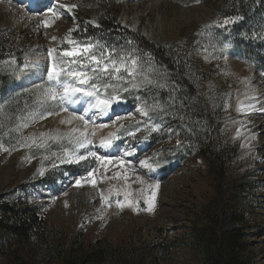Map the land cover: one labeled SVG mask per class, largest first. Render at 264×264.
<instances>
[{"label":"rangeland","instance_id":"1","mask_svg":"<svg viewBox=\"0 0 264 264\" xmlns=\"http://www.w3.org/2000/svg\"><path fill=\"white\" fill-rule=\"evenodd\" d=\"M227 1L120 0L114 3L120 26L157 45L174 48L178 57L184 60L183 77L193 83L196 92L193 102L199 110L207 109L214 114L217 121L216 133L212 137L199 139L198 135L203 133L204 128L188 112L191 105L179 101L173 90L172 84L177 74L153 61L150 69L148 64L144 65V69L154 84L122 92V102L115 106V112L105 116L95 109L81 111L78 105L87 97H80V102L71 106V110L91 121L96 115L100 117V120L89 125L90 132L95 128L92 139L96 143L109 133L116 132L120 124L126 126L120 129V139L114 141L112 149L94 150L104 155H120L123 151L135 149V154L126 159L131 160L137 172L150 183H159L151 213L142 210L133 212L128 207L116 209L114 201L117 197L113 196V206L105 216L107 223L101 227L102 222L95 219L98 214L96 210L100 208L99 193L88 185L73 187L75 179L84 175L88 167H95V162L92 161L91 165L87 162L69 165L60 164L57 160V167L53 168L51 162L43 161L46 171L44 176H40L38 169L42 166V158L50 155L43 149H21L11 151V154L0 150L1 199L36 208L48 225L64 229L67 240L79 238L88 244L104 238L108 244L120 249H127L131 243L154 245L165 240H176L180 244L172 249L169 256H157L165 264H198V256L189 245V225L202 206L213 196H218L213 188L214 178L198 154L204 141L203 146L212 144L217 149L227 151L224 173L228 185L221 198L229 195L234 183L250 181V192L242 205L248 223L245 229L247 252L250 264H264V151L258 146L261 135L255 133L257 121L264 118V112L255 111L241 116L234 108L237 101L243 100L246 95L259 96L258 92L264 90V71L242 55L237 46L239 41L235 40L233 34L217 28L221 18L216 8ZM30 2L0 0V33L6 39V53H10L9 57L0 59V76L10 79L0 92V108L13 103L7 113L13 117L32 111L35 107L33 101L38 98L42 88L48 86V50L68 48L65 37L69 29H77L81 21H91L106 7L96 0H34L32 6ZM73 4L77 8L72 10V14L67 12L66 7L61 8V5L70 7ZM48 8L61 13L59 18L53 17ZM133 25L137 26L136 30L132 29ZM72 39L80 43L92 42L84 38ZM224 45L228 47L224 48ZM0 57H3L1 52ZM145 59H148V55H145ZM233 60L240 63L242 70L235 68ZM142 79L143 76H138L137 82ZM226 104L229 105L227 109ZM151 105L159 107L155 111L149 110L148 116H142L137 111L139 107ZM55 111L59 114L43 120L37 118L35 123L23 130L24 134L68 132L71 126L60 123L61 119L68 118V113L60 112L59 108ZM117 115L128 118L113 126L111 121ZM233 120L244 124L239 137L236 129L240 124H234ZM135 121H141L139 126L142 129L147 123L158 125L159 130L151 133L147 140L143 139L147 135L144 131L138 132L135 137L129 136L127 132L137 127ZM16 123L15 119L5 120V130ZM100 124L107 127H95ZM73 126L83 128L81 121H73ZM151 136L163 137V140L153 143ZM0 137L3 144H8L4 146L11 150L16 134H13V138L6 135ZM51 150L60 149L53 145ZM146 158H150L154 171L139 166V161ZM117 170V167L109 166L107 175L112 176ZM100 179L98 175L97 180ZM122 183L105 180L99 187L106 191L110 185L119 188ZM140 187L139 184H132V190ZM65 202L68 207H65ZM140 207H144L142 201ZM12 250L11 247L3 251L0 264H16L17 254L32 264H47L42 259L43 254L37 250H24L16 255Z\"/></svg>","mask_w":264,"mask_h":264},{"label":"trees","instance_id":"2","mask_svg":"<svg viewBox=\"0 0 264 264\" xmlns=\"http://www.w3.org/2000/svg\"><path fill=\"white\" fill-rule=\"evenodd\" d=\"M96 1L106 6L91 20H95L99 27L81 21L72 37L92 42L99 40L109 46L117 44V47L129 50L132 47L146 55L150 54L154 63L177 74L174 77L175 83L172 84L173 90L179 101L191 105L188 112H191L192 118H197L204 128L203 133L198 135L199 139L212 137L216 133L217 121L214 114L207 109L199 110L193 102L196 92L193 83L183 77L184 60L178 57L176 50L157 45L146 37L120 26L117 20L118 11L114 7V3L120 0ZM216 9L221 18L217 28L221 32L233 34L235 40L239 41L237 46L242 55L264 71V0H228ZM226 18L229 20L227 24L224 23ZM1 34L0 52L3 57L0 59H3L9 57L10 53H6V39ZM128 40L133 41L131 46L126 45ZM21 59L22 54L18 57L19 61ZM9 82V78L0 76V92ZM11 104L13 103L3 107L5 113L9 112ZM3 135V132H0V136ZM159 139L163 140V137L151 136L150 141L154 143ZM203 143L198 154L204 159L208 173L214 178L213 188L218 196H213L204 204L189 225V245L198 256V264H250L245 231L248 223L242 207L246 194L250 192V181L234 183L232 189L230 187L229 195L221 198L225 186L228 185L224 173L227 151L217 149L212 144L203 146ZM4 145L8 146L7 143ZM0 236V255L11 247L15 255L23 253L24 250H37L43 254L42 259L47 261V264H165L157 254L167 257L172 249L180 244V241L165 240L154 245L131 243L127 249H120L108 244L104 238H98L88 244L79 238L67 240L64 229L48 225L36 208L22 202L5 201L1 197ZM16 260V264H32L19 254L16 255Z\"/></svg>","mask_w":264,"mask_h":264},{"label":"snow or ice","instance_id":"3","mask_svg":"<svg viewBox=\"0 0 264 264\" xmlns=\"http://www.w3.org/2000/svg\"><path fill=\"white\" fill-rule=\"evenodd\" d=\"M65 7L67 12L72 14V10L77 8V5L73 4L70 7L61 5V8ZM47 11L56 18H59L61 14L52 8H48ZM89 22L93 26L99 27L95 20ZM224 23H229V20L226 18ZM45 26L49 25L45 24ZM78 28L79 25H77ZM77 29H69L65 37V42L69 45L68 48L59 51L57 49L48 50L49 63L46 67L48 86L42 88L38 98L33 101L34 109L23 115L13 117L5 113L3 108H0V132L9 138H13V134H16L15 144L11 150L4 146L3 139L0 137V150L9 152V154L11 151L21 149H43L50 152V155H44L42 158V166L38 169L40 176H44L46 171L43 167V161L51 162L53 168L57 167L55 163L57 160L60 164L69 165H80L83 162L91 165V162L94 161L95 167H88L84 175L75 179L73 187L82 188L88 185L99 193L100 208L96 210L98 214L95 219L101 221V227H103L107 223L105 218L107 210L113 206V196L117 197L114 201L116 209L123 210L128 207L133 212L142 210L151 213L155 207L159 183H150L145 176L137 172L134 163L126 159V157L135 154L134 148L123 151L120 155H104L94 150L104 149L107 151L112 149L114 141L120 139L118 135L120 129L126 127L124 124H120L116 132L109 133L108 136L101 138L96 143L92 139V136L95 135V128L91 132L89 131V125L94 124V121L71 110V106L79 103L80 97H87L89 98V108L95 109L101 115L107 116L109 113L115 112V106L122 102V92L154 84L144 69L145 64L149 65V69L151 68L152 60L150 54H147L148 59H145L146 54L140 53L138 49L129 50L125 47L118 49L115 46H109L107 43H101L99 40L95 43H80L72 39V33ZM132 44V40L126 42L127 46ZM227 47L228 45H224V48ZM138 76H143L139 82H137ZM158 107V105L142 106L137 111L142 116H148L149 110L155 111ZM227 107L229 105L226 104L225 108L227 109ZM56 108H59L60 112L68 113L67 119L60 120L61 124L71 126L68 132L42 131L38 135L24 134L23 130L35 123L37 118L43 120L48 116L58 115L59 113L55 111ZM235 111L241 116L250 115L255 111L264 112V104L257 96L246 95L243 100L237 101ZM127 118L117 115L111 123L115 126L118 121ZM12 119H15L17 123L4 132L5 120L11 121ZM73 121H81L83 128L73 126ZM232 122L240 124V127L236 129V135L239 137L241 135L240 128H243L244 124L242 121L233 120ZM135 124L137 125L135 130L128 131L127 135L135 137L138 132L144 131L147 135L143 139L147 140L151 133L159 130L158 125L155 124L145 123L143 129L139 126L141 121H135ZM95 127L103 128L107 125L100 124ZM53 145L59 146L60 150H51ZM241 146L244 147L245 145ZM109 166L118 168L112 176L107 175ZM139 166L148 171L155 170L150 158L140 160ZM98 175L101 177L100 180H97ZM105 180H117L123 183L119 188L114 184L110 185L105 191L99 187V184ZM132 184H139L141 187L132 190ZM141 201L144 205L143 208L140 207ZM65 207H68L67 202H65Z\"/></svg>","mask_w":264,"mask_h":264},{"label":"bare ground","instance_id":"4","mask_svg":"<svg viewBox=\"0 0 264 264\" xmlns=\"http://www.w3.org/2000/svg\"><path fill=\"white\" fill-rule=\"evenodd\" d=\"M32 1H34V0H31V2L29 3L30 4V6H32L33 4V2ZM8 7V6H7ZM136 28H137V26H135V25H133V28L132 29H134V30H136ZM234 61V65H235V68H237L238 70H242V67H241V65H240V63L239 62H237V61H235V60H233ZM240 72V71H239ZM259 93V96H257L259 99H260V101H261V103L262 102H264V90H262L261 92H258ZM88 100H89V98L87 99H85V101L83 100L82 101V104H80V105H78V108L81 110V111H90L89 110V104H88ZM236 105H237V103H236ZM236 105H235V107L234 108H236ZM93 118H95L94 119V121L95 122H97L98 121V119L100 118V117H98L97 115L96 116H94ZM100 120V119H99ZM257 127H256V130H255V133L256 134H259V135H261V136H259L260 137V140H259V148L262 150V151H264V134L262 135V133L264 132V118L262 119V117H261V119H259V121H257ZM262 137V138H261ZM15 155H17V154H15ZM15 157V156H14ZM13 157V158H14ZM12 158V159H13Z\"/></svg>","mask_w":264,"mask_h":264}]
</instances>
